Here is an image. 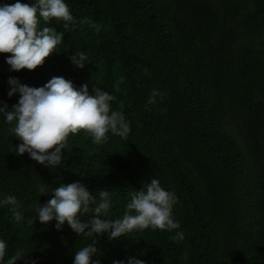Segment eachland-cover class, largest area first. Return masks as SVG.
I'll return each instance as SVG.
<instances>
[{
	"label": "trees",
	"instance_id": "1",
	"mask_svg": "<svg viewBox=\"0 0 264 264\" xmlns=\"http://www.w3.org/2000/svg\"><path fill=\"white\" fill-rule=\"evenodd\" d=\"M67 3L74 16L67 30L55 18L42 22L64 31L58 52L42 65L12 71L5 59L11 53H0V101L18 102V93L7 95L9 77L40 87L63 76L113 94L112 106L131 131L127 139L109 133L100 143L83 129L69 134L62 163L48 168L12 151L21 141L0 114V199L16 196L15 206L0 205V239L7 243L0 264L17 252V264H73L75 251L93 240L100 264L128 257L145 264H264V0ZM76 52L87 56L84 68L73 65ZM153 89L166 95L150 104ZM150 177L176 193L183 240L172 239L177 230L109 239L36 221L35 205L52 196H40V184L81 181L97 201L108 191L105 218L118 219ZM13 211L23 214L19 222Z\"/></svg>",
	"mask_w": 264,
	"mask_h": 264
},
{
	"label": "clouds",
	"instance_id": "2",
	"mask_svg": "<svg viewBox=\"0 0 264 264\" xmlns=\"http://www.w3.org/2000/svg\"><path fill=\"white\" fill-rule=\"evenodd\" d=\"M52 18L64 30L70 27L74 16L67 0L0 2V53H11L5 58L10 70H34L52 52H58L64 31L42 26V22ZM92 26L100 31L99 25ZM70 59L77 68H84L89 62L84 52H76ZM124 79L120 76L117 86ZM8 84L9 97L19 94L18 102L11 106L0 101V114L9 125L8 132L21 141L13 146L12 151L17 155L28 153L31 159L48 168L62 163L69 134L83 129L90 134L93 143H100L108 139L109 133L127 139L131 131L130 121L124 113L112 106L116 97L104 88L94 86L90 92L87 83L77 87L63 76H53L40 87L21 83L15 77H9ZM165 95V92L153 89L148 103H157V97L162 101ZM38 192L40 196L49 193L52 196L43 205L40 202L35 205L36 221L47 224L55 220L57 230L67 224L77 235L91 237L106 234L109 239H118L133 230L152 228L177 230L172 239H184L173 212L178 197L155 177H150L140 190L131 193L126 211L118 219L105 218L111 203L109 192L101 190L97 201L81 181L60 183L51 189L46 184H40ZM0 205L15 206L16 196H5L0 199ZM13 216L19 222L23 214L13 211ZM6 248V241L0 239V260H4ZM22 255V252L15 253L5 264H17ZM94 256H98L95 240L75 251L73 264H100L99 259H93ZM112 264H145V261L128 257L126 260L114 259Z\"/></svg>",
	"mask_w": 264,
	"mask_h": 264
}]
</instances>
